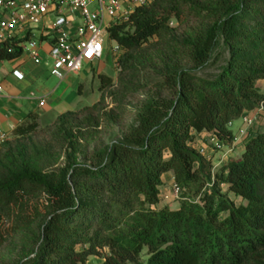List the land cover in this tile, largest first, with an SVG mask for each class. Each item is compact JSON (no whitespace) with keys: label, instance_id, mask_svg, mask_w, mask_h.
<instances>
[{"label":"trees","instance_id":"16d2710c","mask_svg":"<svg viewBox=\"0 0 264 264\" xmlns=\"http://www.w3.org/2000/svg\"><path fill=\"white\" fill-rule=\"evenodd\" d=\"M173 20L199 24L180 36ZM110 37L122 80L152 73L138 82L145 98L132 125L91 153L84 143L125 112L100 115L96 104L59 115L57 165L46 146L22 141L39 127L38 114L25 118L17 142L0 149V221L40 194L46 217L32 231L15 226L14 236L27 234L20 252L0 236V264H264V131L218 166L197 148L207 135L230 144L233 123L264 106V0H154ZM155 39L165 47L157 63L147 58ZM18 44L0 45V64L21 57ZM97 77L104 102L115 84ZM168 173L181 191L176 208L160 198Z\"/></svg>","mask_w":264,"mask_h":264},{"label":"built area","instance_id":"2783aa9c","mask_svg":"<svg viewBox=\"0 0 264 264\" xmlns=\"http://www.w3.org/2000/svg\"><path fill=\"white\" fill-rule=\"evenodd\" d=\"M154 0H0V45L19 42L22 55L36 65L43 62L41 51L49 46L51 75L63 80L69 74H79L85 64L100 63L104 54L117 55L120 47L110 37V30L131 22L136 10L151 5ZM115 43V46L112 45ZM13 75L23 79L20 72ZM3 88L0 85V95ZM46 100L41 101L44 106ZM264 106L244 114L243 127L230 144L215 135L204 136L206 145L201 155L210 158L208 151L222 154V161L232 157L235 149L248 136ZM10 141L8 133L0 130V149ZM180 188L174 183L170 193L161 200L173 203L180 199ZM4 219L0 221V228Z\"/></svg>","mask_w":264,"mask_h":264},{"label":"rangeland","instance_id":"374dc122","mask_svg":"<svg viewBox=\"0 0 264 264\" xmlns=\"http://www.w3.org/2000/svg\"><path fill=\"white\" fill-rule=\"evenodd\" d=\"M197 24H199V22H196L194 20H188L187 22H184L182 24H179V22L177 23L175 20H173L171 23V27L177 32V34L182 36L191 33L192 30L195 29ZM151 43H153V45L148 50L149 52L147 53V58L153 59L155 63H157V61L161 60L162 58L160 54L165 53V47L163 43H161L158 39L153 40ZM112 45L115 46V43H112ZM209 71L210 73L215 72L216 68L210 69ZM150 73H140L136 75L137 78H135V80L129 78H124V80H122L123 76H120L121 74L119 64L117 63V60H115V55L111 53H108L107 55L105 53L100 63L94 65H84V76H93V79H89L88 81L85 94L83 95L84 102L82 103V106L75 111L68 112H80L86 107H92L96 104H99L98 109L100 110V112L98 114L100 115L114 110H116V113L118 114L122 111L126 114L122 116L123 118L121 119V121L117 123L119 125L115 124L114 126H111L106 121H104L102 123V126L96 129L95 139H93V141L89 144L84 143V146L89 148V152L92 153L96 150H102L106 145L121 137L126 132L128 127L132 125L133 109L138 107L142 103V100L145 98L144 94L137 93L144 91L141 87H139L138 82L140 84H145L150 77ZM98 74H102L108 76L109 78H112L115 84L111 90L105 91L106 99L104 102L101 101L102 93L99 91V79L97 77ZM125 87L133 91L130 93L126 92ZM258 87L264 93L263 81L259 82ZM262 114L263 115L258 120V123L261 119H264V111ZM38 116L39 127L37 131L24 140L22 139V141L27 143L33 142L41 146H46V148L50 150L51 158L55 159L57 165H61L64 163L65 150L63 148L61 140L55 139L57 136L54 137L57 127V117L59 115L42 114ZM76 125L77 123L74 122L72 126L75 127ZM239 126L240 123L238 122L234 127L235 132L237 130V127ZM17 140L12 138L9 143L15 144ZM197 143L198 149L201 146L206 145V141H204L203 139H199ZM237 149L238 147L235 149L231 157L232 159L239 158L237 157L238 154L237 156H234L236 155L235 152ZM208 154L210 155L214 163L217 164V166L218 162L222 161V154L212 152L211 150L208 151ZM224 161L225 160H223V162ZM168 193H170V191H168ZM46 198L47 197L44 194H40L34 198L27 199L25 204L26 207L22 212L18 211L17 208H14L9 216H4V223L0 228V236H3L7 239V243H5L6 245L4 246L5 249L13 250V248L16 247L15 249L19 250L20 252L24 248V245L25 247H27V242H24L25 237H27L26 230L22 228L19 232V237L14 236L13 230L17 224L21 227L23 224L28 222L27 226H30V231H32L37 223L46 217V206L48 204ZM171 204H174L172 206L173 208H176L179 205L178 202H173L169 205ZM38 216L40 217L38 218ZM17 253H15V255ZM101 262L102 259L100 258H91L90 264H97Z\"/></svg>","mask_w":264,"mask_h":264},{"label":"crops","instance_id":"0c3cea01","mask_svg":"<svg viewBox=\"0 0 264 264\" xmlns=\"http://www.w3.org/2000/svg\"><path fill=\"white\" fill-rule=\"evenodd\" d=\"M48 50L49 46L44 44L41 51L43 59L41 65H36L25 55L0 64V85L3 88L0 95V130L8 133L10 140L13 138L14 131L29 114L61 115L68 111H75L84 102L83 95L89 79H93V76L85 77L82 70L79 74L67 75L63 80L57 79L51 75L52 65L48 58ZM16 71L23 75L22 80L13 75ZM42 100H46L44 106H41ZM263 121L264 119H261L248 131L250 137H253L256 132L264 131ZM238 122L240 126L235 132L234 127ZM241 126L240 120L233 123L232 130L235 136L243 127ZM244 150L245 142L242 140L234 156L238 154L237 157H240ZM222 163L223 161H219L218 165ZM173 184V176L168 173L163 179L160 198L167 195ZM174 204L170 205L171 208Z\"/></svg>","mask_w":264,"mask_h":264}]
</instances>
